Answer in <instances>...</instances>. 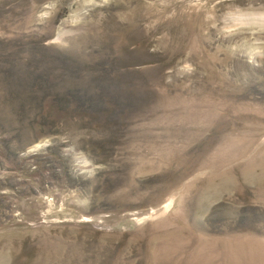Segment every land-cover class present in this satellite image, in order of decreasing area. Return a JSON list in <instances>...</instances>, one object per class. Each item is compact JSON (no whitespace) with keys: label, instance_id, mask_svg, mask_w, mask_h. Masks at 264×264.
Returning a JSON list of instances; mask_svg holds the SVG:
<instances>
[{"label":"rangeland","instance_id":"rangeland-1","mask_svg":"<svg viewBox=\"0 0 264 264\" xmlns=\"http://www.w3.org/2000/svg\"><path fill=\"white\" fill-rule=\"evenodd\" d=\"M0 264H264V0H0Z\"/></svg>","mask_w":264,"mask_h":264}]
</instances>
